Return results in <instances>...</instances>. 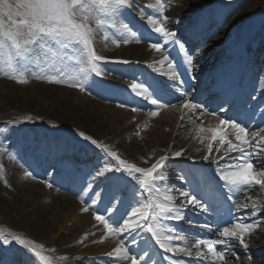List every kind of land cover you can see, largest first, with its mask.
Instances as JSON below:
<instances>
[{
    "label": "snow or ice",
    "instance_id": "6c2138e0",
    "mask_svg": "<svg viewBox=\"0 0 264 264\" xmlns=\"http://www.w3.org/2000/svg\"><path fill=\"white\" fill-rule=\"evenodd\" d=\"M129 7V0H0V71L19 84L27 83V76L32 75L37 80L64 84L81 92L90 91L91 87L97 86L93 77L102 76L105 63L123 65L132 63L123 59L108 61L97 54L93 44L97 31H102L104 39L107 40L109 29L115 30L111 33L113 44L119 45L121 40L127 44L129 36L139 42L137 32L123 18ZM148 7L156 10L157 17L148 15L147 24L155 34L162 37L165 44L172 41L175 34L168 31L165 24L167 17L163 15L166 11L164 0H155V3ZM116 33L120 35L117 36ZM149 46L157 52L163 50L159 42L150 43ZM181 48L183 49V45ZM69 49L73 53L72 56L68 55ZM42 52L45 53L43 59ZM47 53H51V59H48ZM64 57L75 62L71 73L62 70L58 62ZM165 62L169 71L175 69L173 60L167 54L163 55L158 63L163 66ZM187 64L191 65L192 60L188 59ZM154 71L162 72L164 69ZM172 79L175 81L179 77L173 72ZM129 88L136 97H142L152 106L157 108L167 106L159 103L157 89L147 79L143 81L133 79ZM180 98L183 100L180 109L187 110L185 115L191 116L200 112L201 115H211L218 121L215 127H200L198 138L202 144L207 141V152L202 159L218 165L217 172L223 185L233 195L253 186L264 189V166L261 164V161H264V134H261L264 133V128L249 132L245 122L225 118L223 108L218 112L210 111L203 104L194 103L186 90L180 93ZM119 107L123 108L125 104L121 103ZM132 111L138 109L133 108ZM157 114L156 111L150 113L152 117ZM204 132L210 133V136L199 135ZM77 135L89 141L109 158L103 166H97L95 175L83 189L94 192L101 203L106 202L103 211L111 213L107 216L97 214L101 211L99 208L93 211L94 219L103 225L106 236L111 235L118 239L116 246L106 253L107 256H115L127 264H148V259H151L150 252L144 251L143 255L134 253L127 247L125 240L127 237L131 239L133 245H137L139 241L135 237L141 233L147 234L148 240L162 250L160 254L168 264H186L183 259L169 255L175 253L192 258L187 264H204L209 260L212 264H226L227 253L231 252L232 248L231 241H238L240 246L247 249L246 237L259 226L255 217L264 212V202L249 197L247 199L251 200L250 205L248 203L237 205L238 210L249 209L251 216L230 218L227 222L229 226L220 230L219 239L195 238L192 247L180 246L181 241L185 245L188 241L175 227L166 225L164 221H183L184 210L189 206L202 212L213 210L215 193L211 189L203 190L204 200H201L190 191H180L179 195L183 197V201L177 205L174 202L175 197L171 194L174 189L165 185L169 155L158 157L150 167H138L135 163L122 159L117 152L109 151L105 145L99 144L96 139L84 132L80 131ZM214 144L216 152L223 150L222 157L213 159ZM183 151L181 149L172 152L171 157H181ZM224 160H230L232 163L221 167ZM110 162L111 166H108ZM24 175L33 176V173L25 172ZM101 179L107 181V184L103 191H96ZM121 180L127 181V184L122 185ZM45 183L49 188L53 186L51 183ZM128 184L132 185L130 190ZM129 195L135 200V206H132L130 211L125 210L127 212L125 217L120 213V205ZM81 199L83 201V197ZM228 199H231V196H228ZM83 202L87 204V201ZM92 204H97V199H93ZM90 208L91 206L84 207L80 211L87 212ZM250 219L254 223L246 222ZM203 227L209 232L213 231L208 225ZM87 235L86 233L85 236ZM106 236L101 237V241ZM0 238L3 239V243H9L6 237ZM12 239L22 246L26 245V241L19 237ZM217 245L223 246V250H218ZM27 250L41 261L47 260L35 246H28ZM232 255L235 256V253Z\"/></svg>",
    "mask_w": 264,
    "mask_h": 264
},
{
    "label": "bare ground",
    "instance_id": "6f19581e",
    "mask_svg": "<svg viewBox=\"0 0 264 264\" xmlns=\"http://www.w3.org/2000/svg\"><path fill=\"white\" fill-rule=\"evenodd\" d=\"M139 1L143 2L144 0ZM212 1L213 0H198L196 3L199 5H204L205 3H209ZM235 1L237 0H217L211 7L212 12L209 14V17L210 15L214 16V10L217 11L215 22L218 24L224 23L225 21L223 29H220L218 32L221 33V35L225 36L227 35V32L224 29H227V31L229 32L228 35L231 34L230 37H233L232 35H236L232 39L233 41L236 39V43L238 41V37L241 41L253 38L254 31L260 29V27L264 25V12L262 13V15L259 14V11L264 10V0H248L245 3V6H243V8L241 9L240 13L234 15L231 19L228 20V16L230 17L234 12ZM186 10H188V8L185 7L184 4H179L178 6L170 9L169 11L170 14L173 15V18L170 19V16L164 15L167 17V20L165 21L166 27L174 26L176 24V21H185V18L187 17ZM259 16L261 17V20H258ZM156 17L157 15H154V18ZM110 31L111 33L115 32V30L111 29ZM150 31L152 32V29H150ZM137 34L139 42H137L136 39H132L130 36L128 37L129 43L127 44H124L122 40L119 45L113 44V37L107 40V43L102 47L103 50H100L98 55L105 57L108 61L114 59H123L130 60L132 61V63L123 65L107 62L103 65L104 71L108 70L112 74L122 76L128 74L131 75L132 73L136 74L139 71L138 68L141 67V65H152L155 62L156 58L160 57L161 53L157 52L156 50H153V53H148L145 50L143 42L140 40L139 36L145 37L149 34L139 28L137 29ZM116 35L119 36L120 34L116 33ZM207 36V33L200 34V36L193 40V43L188 42L185 47H187V50L190 51L191 49V51L193 52L192 57L190 58L192 60V64L194 63L197 69L207 72L215 70V76L218 77L225 69L224 67L228 65L229 60H227L224 53L222 52V46L216 49V46L221 44L217 42L219 40L218 38V40L212 37L208 38L209 43L218 44L213 48H200L199 41L205 40ZM229 43L232 42H227L225 43V45ZM114 46L120 48V51H116V54H114L112 51V48H114ZM169 47L170 45L167 44L166 48L168 49ZM182 59L185 61L182 62L181 70L189 66V64H187L186 58L182 56ZM221 61H223V63L220 66H217ZM175 66V69L172 70L174 73H176V68H178L180 65L177 64ZM261 69L264 71V64L261 65ZM263 71H261V74L260 72H257V74L254 73V75L258 76L262 87L264 84ZM244 76L247 81L248 79L245 74L242 75L241 79L243 80ZM8 78H10L9 75H6L3 71H0L1 84L8 86H17L14 82L8 81ZM29 87H33V95L30 96L20 95L17 91V88H14L13 91H9L8 93L4 92L0 94V98L2 99V103H0V120L4 121L2 128L8 127L14 129V127H17V122L9 123L7 121L15 120L17 118V115L20 114V111L24 110L29 114H33V116L35 115L33 118H30H36L35 121H50L58 123L62 126H67L68 128H79L86 135L91 136L93 139H96L99 144L105 145L109 151L117 152V154L122 159L126 160L129 163L153 161L159 154L163 155V150L169 148L170 145L168 142L169 140L172 141V139H168L167 136L162 133H168L171 130H175L176 127H184V129L176 132V137L173 139L174 144H171L167 155L170 156V159L173 158L171 157V153L179 151L180 147L178 146V144L179 142H182L181 147L185 150L183 151V155L181 157L188 156L190 158H198L196 161L201 160L203 161L202 164H205L204 160L202 159L203 156H197L198 153L195 154L189 152L187 148H191V146H185L184 140H192L194 144L195 140L192 139L194 127H196L197 129H199L200 127H215L218 122L215 117L211 115H201L200 112H196L191 116L185 115V112L187 110L180 109V104L183 102V100L180 98V93L184 90H177L175 95L173 96V99L175 101L177 100L175 107L166 106L157 108L155 106H152L150 102L141 104L142 106H149L152 110H156L158 114L155 117H152L149 114V117L146 120L147 123L149 122V129H147L145 134L134 135L132 131H130V128L132 126L127 122L125 123L121 118H119V116L117 117L114 115L115 117H112L111 120H109L108 118V115H112L111 113H109L111 109H113L112 113L118 114L117 109H115L116 107H114V105L110 102L118 104L127 103L133 105V102L127 100V98L117 90H109L104 92L91 90L90 92L94 96L98 97L100 101H97L91 97H85L81 102H74L68 97L62 95L60 91L63 89V87H59L57 84L49 83L47 81H36L35 83H31ZM263 91V88H261L256 97L259 98V94H262ZM198 99L199 101L193 102L203 104L210 111H212L210 109V106L204 101V99ZM49 102H51L52 105H49ZM105 102H107V104ZM159 103L162 105H166L168 101L167 99H162L159 96ZM102 107L106 108V110H103ZM197 117H199V119ZM21 120L23 121L24 119ZM246 124L252 125V123L250 122H247ZM113 125H117L118 128H114ZM12 129L11 131H13V134L10 135L11 131H8L7 134L9 135V137L15 138L13 139L14 141L20 138L19 136L24 135L23 132H18L17 128L14 130ZM116 136L118 138L116 139V141H114ZM185 136L187 138H185ZM207 136H210V133L207 132ZM3 137L7 136L5 134H0V139ZM36 137L38 138L39 134H37ZM182 138L185 139L182 140ZM80 139L84 140L82 137H80ZM154 151L156 153H154ZM52 153V150L46 152L47 155H50ZM221 153L223 154V151ZM95 154L101 166H103V162L109 160V158L104 156L99 149H95ZM0 155L2 156L0 158V165L3 166V168H0V224L2 223L3 225H12L17 228L23 229L31 237L35 238V240L37 239V241L40 239L50 238V234H59V238H61V241L58 240V238L50 241L49 245L46 246L56 256L59 257H67L72 254L74 243L67 242L65 240L63 241L64 235L67 231L66 227L69 226L66 225V221L72 214H74L73 219L77 218L76 215L78 212H76V202L77 200H82L81 197H83L84 199L85 194L80 190L71 188L66 185L65 187L70 190V192L75 196L73 198L72 195H69V193L65 190V183L62 184V190L65 191H57L54 196L47 195V188L43 184L41 185V187L39 186L41 188L39 190H37L32 184L27 185L26 187H20L19 182L23 178L24 171L16 163H11L8 157L2 155L1 153ZM19 156L23 157L24 155L19 154ZM215 157H220V154L215 155ZM36 158L39 159L40 162L41 157ZM224 161L221 163V165H224ZM262 162L264 163V161ZM108 166H111V162ZM216 167H218V165L213 164L211 166H208L207 169L210 171L213 168L216 169ZM45 169L46 168L44 167V170L40 174L43 173L44 175ZM45 175L47 174L45 173ZM206 183L207 182L205 181V184ZM228 192L230 193L232 200H237L235 195L238 192L234 195L229 190ZM132 206H135V202ZM131 207L123 206L120 210V213L125 215L127 213L125 210L127 209L128 211H130ZM243 211L247 212V214H243L241 216H251V212L249 211V209H243ZM106 214L110 215L111 213ZM55 217L57 218L55 219ZM78 217L82 218V221L85 222L91 230H96L98 226L103 229V225L95 219L89 220L87 216L86 218H84V216L81 217L79 216V214ZM261 220H263L262 224L260 223L262 222ZM247 221H251L252 223H254V221L251 219ZM255 221L258 222L259 225L263 226L264 212H260L255 217ZM262 226L254 228L253 231H259L256 235L252 236V234H248V236L246 237L248 254H256V257L259 256L261 252H264V248L262 246L264 245V231L261 232L259 230L260 228H262ZM234 242L236 241H231L232 248L236 247ZM251 246L254 248L262 246V248L251 251ZM236 249L239 252V256H237L239 257V259H236L237 264H250L254 262H249L248 257L243 256V254L240 253V248L236 247ZM242 250L243 251L241 252H245L244 249ZM232 253V251L228 252L227 258L232 256ZM87 262L91 263L93 261L89 260ZM226 262L227 264H230L228 260H226ZM5 264H49V262L47 260L41 261L38 257L35 256L34 253L28 251V254L23 258L16 255L7 257ZM72 264L85 263L76 260ZM98 264H102V260H99ZM257 264H264V258H260L257 261Z\"/></svg>",
    "mask_w": 264,
    "mask_h": 264
},
{
    "label": "rangeland",
    "instance_id": "374dc122",
    "mask_svg": "<svg viewBox=\"0 0 264 264\" xmlns=\"http://www.w3.org/2000/svg\"><path fill=\"white\" fill-rule=\"evenodd\" d=\"M145 1L148 2V3H151V2H149L150 0H145ZM197 1L196 0H165V8H166V11L163 14L170 16V18H173V15L170 14V11L169 10L172 9L173 7H175V6H178L179 4L180 5L181 4H184V6L188 8V14L190 12H193V11L195 12L196 11L195 9L196 8L198 9L200 7V5L196 3ZM247 1L248 0H237V1H235V3H234V12L232 13V15L230 17L228 16V20L231 19L234 15L240 13L241 9L243 8V6H245V3ZM129 4L131 6V4H132V1L131 0H129ZM263 12H264V10H261V11H259V14H262ZM123 18L125 19L126 22L130 23V25L136 26V25H138L137 24V21L140 22L141 20H144V15L143 14H139V13H135V12L129 13V9H128V11H126L124 13V17ZM224 25H225V21H224V23H221L220 24L221 28H219V26H216L215 25V29L216 30L214 32H212L208 37L209 38H211V37L212 38H216V40L219 39L217 42H219L221 44L225 43L229 39L231 40L232 39V37H230L231 34L228 35L229 32L227 31V29H224L227 32L226 33L227 35H225V36L224 35H221V33L218 32L220 29L221 30L223 29ZM222 34H223V32H222ZM232 36H235V35H232ZM112 37L113 36L111 35V31L109 29V38H112ZM107 40L104 39V33L102 31H97L96 32L95 38H94V41H93V44H94L95 50L97 51V54L99 53L100 50H103L102 47L107 43ZM142 41H144V40H142ZM201 43H200L199 46H200V48H203V49L204 48L210 49V48H213L215 45H218V44H215V43H209L208 42V38L206 40H204L203 42H201ZM145 50L148 53L149 52L150 53H153L152 51L154 49H151L150 46L148 45V46H145ZM67 51H68V55L69 56H72L73 55L71 49H69ZM112 51H113L114 54H116V51H120V49L118 47L114 46V48H112ZM44 55H45V53L42 52L41 53V59L44 58ZM190 55H192V54H190ZM47 56H48V59H51L52 58L51 57V53H47ZM156 61L157 62L155 64V66L153 64V67H152V70H151L154 74H155L154 69H159V68H163L164 69V71H162V72H157L156 71L159 74H163L165 72H169V73L171 72V71H169L167 69V62H165V64L163 66H161L158 63L160 61L159 60V57L156 58ZM58 62L60 64L62 70H65L68 73H71V71L75 67L74 60H71L68 57H64L63 59L58 60ZM118 79L119 78H117L116 75H112V76L111 75H104V77L102 78V81H106L108 83L123 82V83L127 84L128 86L130 85V82L128 80H125L124 79L122 81H119ZM27 80H28L27 83H25V84H19V83H16L13 79L8 78V81L14 82L17 86H14V85L8 86V85H4V84H1L0 83V94H2L4 92L8 93L9 91H13L14 88H17V91L19 92L20 95L30 96V95H33V87H29L31 83H35L36 81L37 82L38 81H44V82H46L45 80H37L35 78V76H32V75H28L27 76ZM96 82H97V86H93L91 88H95V87L102 88V87H105V84H103L102 82H98V81H96ZM57 85L59 87H63V89L60 91L62 93V95L65 96V97H68L70 100H72L74 102H81V101H83V99L85 97H87V96L90 95L89 94V91H87V92H81V91H79V89L72 88V87H69V86L64 85V84H57ZM57 95H58V92H57ZM1 101H2V99L0 98V103H2ZM49 105H52V103L49 102ZM114 107H116V106H114ZM115 109H117L118 114L112 113L113 112V109H111V111H109V113H111L112 115H108L109 120H111L112 117H115V116L118 117L119 116V118H121L125 123L127 122L128 124H130L132 126L130 128V131H132V133L134 135H142V134H145L146 133L147 129H149V122L147 123L146 120H147V118L149 117V114L152 111H156V110H152L151 111V108H150L149 110H144L142 112H137V111L132 112V110L130 108L126 107V106L123 107V108L117 106ZM103 110H106V108H103ZM34 116H33V114H29L26 111L21 110L20 111V114L17 115V118L15 120L7 121V122H9V123L15 122L16 123L17 120L22 121L21 119H24L25 120V121H23V122H25L24 124H27V123H32L31 125H35V124L38 125V124H40V127L38 128V130H40V131H47L46 126H41V125L42 124H49L53 128H55V129H57L59 131V135L61 136V140L64 141L65 143L67 141H70L72 143H74V142L77 143L78 141L79 142L85 141V140H81L80 137L77 135V133L81 131L79 128H68L67 126H62V125H60L58 123H54V122H50V121H40V122L38 121V122H35V119L36 118L35 119H27L28 117L33 118ZM180 118H182V117H180ZM27 120H29V121H27ZM3 122L4 121L0 120V129H1L0 130V134H5L7 132L6 129L8 127L2 128ZM113 127L114 128H118L117 125H115V126L113 125ZM182 129H184V127L183 128L176 127L175 130H171L168 133L167 132L166 133H162L165 136H167L168 139H172V141L169 140V142H168L170 146H171V144H174L173 143V139L176 137L175 136L176 135V132L179 131V130H182ZM199 135L207 136V132L199 133ZM42 137L44 139V136H42ZM117 138L118 137L116 136V138L114 139V141H116ZM185 138H187V137L185 136ZM185 138H182V140H184ZM192 139L195 140L194 144H193V141L192 140L189 141L188 139H185L184 140L185 141L184 145L185 146L186 145L187 146H191V148H187L190 153H195V154L198 153L197 156H204V154L207 152V141L205 140V142L203 144L200 143V140L198 138V129L196 127H194V133H193ZM75 140H77V142ZM181 145H182V142H179L178 146L180 147V150L183 149L181 147ZM42 147L45 148V146H42ZM63 149H65V148H63ZM96 149H98V148H96ZM18 150L20 151V154H23L24 155L23 157H21V159H19L17 157V155L15 153V148H13L12 152L4 153L5 154L4 156L8 157L10 159L11 163H13V164L16 163L18 166H20V168L24 171V173L25 172H31L29 170L30 168L28 167L27 157H29V156H28L27 152H25L24 150L19 149V148H18ZM167 150H168V148H166V150H165L166 153H167ZM183 150H185V149H183ZM29 151L31 152V157H33V158H31V160H33V162H35L34 153H37V152L33 151L32 149H29ZM154 153H156V152L154 151ZM160 156L161 155L159 154V156H156L153 161L142 162L140 164L143 165V167H145V168L150 167V165L153 162H155V160L158 157H160ZM176 158L177 157H174L172 159L174 160ZM53 159H54V157L52 158V161H53ZM197 159L198 158H194L193 160H197ZM261 164H262V166H264V164L262 162H261ZM137 166H140V165H137ZM0 168H3V166L0 165ZM40 170H41V166H38L37 163H34V171L33 172L39 173ZM24 173H23L22 180L19 182V186L20 187H26L27 185H31L32 184V185H34V187L37 190L41 189L39 186L45 180H43L41 178H38L35 175H33L35 178H33V176H26V175H24ZM48 190L49 191L46 190L48 196H54L55 195V192L53 190H51V189H48ZM247 195H248V197H251L253 200H258V201L264 202V189H261L259 186L252 187L250 189V191L248 192ZM243 202H244L243 199H241L239 201V203H243ZM250 202H251V200H250ZM82 205L84 207L86 206L83 203H82ZM76 207H77V211L76 212H79V214H80L81 208H84V207H82L79 203L77 204ZM81 213H82L80 215L81 217L84 216V218H86V216H87L89 219H91V216H90V214L88 212H81ZM73 216H74V214H72L67 219V221H66V225H69V226L66 227V230L67 231H66V234L64 235V239H63V241L65 240L67 242H74L73 252H72V254H70L67 257H59V256H56L46 246V245H49V242L50 241H53L55 239H58L59 238V234H52V235L50 234L49 235L50 238L40 239V240L37 241V239L35 240V238L31 237L23 229L17 228V227L12 226V225H3L1 223L2 225L0 224V237H6L12 243H8V244L3 243V239L2 238H0V243L1 244H4L7 247L9 246V247L18 248L20 250L19 252H22V250L27 249L28 246H35L37 248V250L41 252V255L47 257V261L49 262V264H72L76 260H79V261L85 263V261L83 259H81V257H80V256H84V255H91V256H93L94 257L93 261H95V260H97L99 258H107V257H109V256L106 255V253L110 252L116 246V244L118 243V239L116 237L111 236V235H107L106 236L104 229L101 230L99 227L97 228L96 231L90 230V228L87 226V224L82 221V218H79L78 215H76L77 218L76 219H73ZM57 217H55V219ZM261 221L262 222H260V223L262 224L263 223V220H261ZM261 226L262 225H259L258 227H261ZM258 227H256V228H258ZM263 227H264V225L262 226V228L259 229L261 232L264 231V228ZM258 232L259 231H252L251 234L252 235H256ZM86 233L88 234L87 236H85ZM105 236H106V238L101 241V237H105ZM13 237H19L20 239L26 241V245H23L22 246V245L16 243L12 239ZM58 240L61 241V238H59ZM125 240L127 241L128 238L125 237ZM92 241H96V243H92ZM236 242H238V241H236ZM110 244H112L111 247H110ZM104 245H106L107 247H105V251L102 252L101 251V249H102L101 246H104ZM262 246L264 248V245H262ZM262 246L261 247H258V248H262ZM258 248H254V247L251 246V249H253L254 251L257 250ZM243 254L245 255V253H243ZM262 257L264 258V252H261L260 255L257 256V257L256 256H253V254H251V256H248V259H249L248 261L249 262L254 261L253 263H250V264H257V261L260 258H262ZM113 259H114V261H110V263L107 262L106 264H108V263L109 264H113V263L114 264H120V263L127 264L126 261H124L122 259L118 260L115 256H113ZM230 260H231L232 264L236 262V259L233 258V257L230 258ZM85 264H87V263H85Z\"/></svg>",
    "mask_w": 264,
    "mask_h": 264
}]
</instances>
